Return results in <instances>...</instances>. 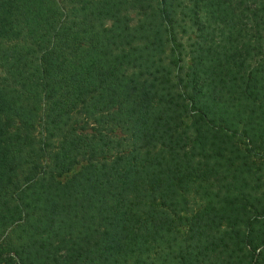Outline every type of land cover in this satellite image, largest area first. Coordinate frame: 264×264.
Returning <instances> with one entry per match:
<instances>
[{
    "label": "trees",
    "instance_id": "trees-1",
    "mask_svg": "<svg viewBox=\"0 0 264 264\" xmlns=\"http://www.w3.org/2000/svg\"><path fill=\"white\" fill-rule=\"evenodd\" d=\"M1 236L0 264H264V0H0Z\"/></svg>",
    "mask_w": 264,
    "mask_h": 264
},
{
    "label": "rangeland",
    "instance_id": "rangeland-1",
    "mask_svg": "<svg viewBox=\"0 0 264 264\" xmlns=\"http://www.w3.org/2000/svg\"><path fill=\"white\" fill-rule=\"evenodd\" d=\"M132 19L134 20V22L138 21L140 16L137 15L136 13H132L131 14ZM177 40L174 43H169L167 50H166V55L165 58L166 60H169L170 57H172V59L176 60H182L181 64H189V59L187 58V49H185V46L187 45V39L185 36L177 33ZM200 201L198 200H190L188 209L181 213L180 215H182V217L188 218L191 215H193L197 210L201 209L200 207ZM186 224L185 228L184 226L182 227V229H180L181 233H185L187 232V221L184 223V225ZM5 236H1L0 237V243H2L3 238Z\"/></svg>",
    "mask_w": 264,
    "mask_h": 264
}]
</instances>
